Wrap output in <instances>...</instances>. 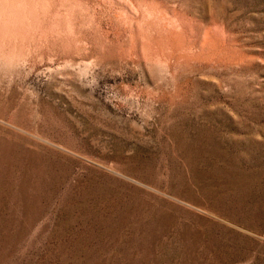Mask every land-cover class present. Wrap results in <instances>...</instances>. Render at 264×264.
<instances>
[{
  "label": "rangeland",
  "instance_id": "rangeland-1",
  "mask_svg": "<svg viewBox=\"0 0 264 264\" xmlns=\"http://www.w3.org/2000/svg\"><path fill=\"white\" fill-rule=\"evenodd\" d=\"M0 264H264V0H0Z\"/></svg>",
  "mask_w": 264,
  "mask_h": 264
}]
</instances>
